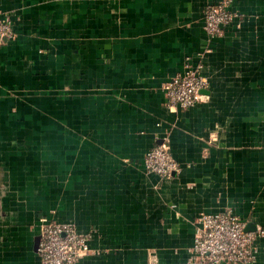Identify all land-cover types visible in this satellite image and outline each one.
<instances>
[{
	"label": "crops",
	"instance_id": "crops-1",
	"mask_svg": "<svg viewBox=\"0 0 264 264\" xmlns=\"http://www.w3.org/2000/svg\"><path fill=\"white\" fill-rule=\"evenodd\" d=\"M222 1L0 0V264H39L40 218L90 234L78 264H185L201 213L264 228V0L209 38ZM199 61L204 100L169 108ZM163 141L162 180L143 160Z\"/></svg>",
	"mask_w": 264,
	"mask_h": 264
},
{
	"label": "built area",
	"instance_id": "built-area-1",
	"mask_svg": "<svg viewBox=\"0 0 264 264\" xmlns=\"http://www.w3.org/2000/svg\"><path fill=\"white\" fill-rule=\"evenodd\" d=\"M231 0L210 5L203 13L204 29L209 38L222 35L229 25L241 16L230 9ZM13 37L8 20L0 23V39ZM210 87L209 78L203 75V63L196 66L187 62L183 72L163 86L169 108L186 110L202 102L203 91ZM146 172L160 179L171 178L180 171L179 164L170 153L167 142L153 147L144 156ZM192 247L185 264H254L257 256L256 241L264 238V228L246 231L247 223L231 211L219 214H199ZM39 264H78L87 256L90 234H82L71 223H60L40 218L37 225Z\"/></svg>",
	"mask_w": 264,
	"mask_h": 264
},
{
	"label": "water",
	"instance_id": "water-1",
	"mask_svg": "<svg viewBox=\"0 0 264 264\" xmlns=\"http://www.w3.org/2000/svg\"><path fill=\"white\" fill-rule=\"evenodd\" d=\"M254 230H255V226L253 224H247L246 231H254ZM38 243H39V237L37 236V238L35 239V243H34V250L36 252L38 248Z\"/></svg>",
	"mask_w": 264,
	"mask_h": 264
}]
</instances>
